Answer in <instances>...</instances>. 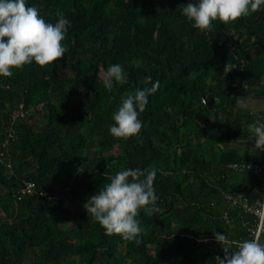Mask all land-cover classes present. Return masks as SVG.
I'll use <instances>...</instances> for the list:
<instances>
[{
  "label": "trees",
  "instance_id": "obj_1",
  "mask_svg": "<svg viewBox=\"0 0 264 264\" xmlns=\"http://www.w3.org/2000/svg\"><path fill=\"white\" fill-rule=\"evenodd\" d=\"M187 2L26 0L47 22L58 11L69 20L68 52L0 76V264H215L224 257L217 243L196 238L247 235L250 216L222 199L236 173L226 166L262 164L264 154L224 144L253 139L247 126L257 116L238 100L264 97V8L202 33L181 14ZM117 63L128 82L106 90L102 74ZM230 64L237 67L227 72ZM145 76L160 86L140 133L111 136L113 111L145 87ZM20 105L24 114L13 120ZM121 168L157 170L160 212L141 210L147 234L139 245L104 235L82 207L107 182L104 173ZM25 180L35 192L17 200Z\"/></svg>",
  "mask_w": 264,
  "mask_h": 264
},
{
  "label": "clouds",
  "instance_id": "obj_2",
  "mask_svg": "<svg viewBox=\"0 0 264 264\" xmlns=\"http://www.w3.org/2000/svg\"><path fill=\"white\" fill-rule=\"evenodd\" d=\"M264 8V0H189L180 6L181 14L200 32H210L213 21L234 23ZM47 22L35 6L26 0H0V76L11 77L13 69H22L33 62L45 67L63 59L68 52L63 41L70 25L63 13ZM103 86L111 90L116 84L128 82L121 64L108 66L102 74ZM145 87L121 98L113 111L109 134L117 139L138 135L143 127L140 115L160 84L151 76L143 79ZM147 85H151L150 87ZM246 83L244 87H246ZM243 107V104L241 105ZM264 116L248 124L256 149L264 150ZM107 182L92 194L82 207L87 215L104 230V235H119L125 241L139 245L147 230L140 226L138 216L143 210L148 216L160 212L154 188L155 168H121L115 174L104 173ZM223 245L224 257H215V264H264V243L259 238L244 239L234 244L225 234L214 232Z\"/></svg>",
  "mask_w": 264,
  "mask_h": 264
},
{
  "label": "built area",
  "instance_id": "obj_3",
  "mask_svg": "<svg viewBox=\"0 0 264 264\" xmlns=\"http://www.w3.org/2000/svg\"><path fill=\"white\" fill-rule=\"evenodd\" d=\"M243 64L244 61H241ZM237 67L236 64H230L227 66L226 71L229 72ZM264 71V67H263ZM24 111L22 110V105H20L19 110H15L12 114V119L17 117H22ZM259 118V117H257ZM264 122V121H262ZM8 131V138H13V130L10 127L6 128ZM264 154V150H261ZM7 169H11V164L6 163ZM227 170L230 172H236L241 174H248L255 178L258 182L262 184V195L259 198H253L246 194H240L236 191H225L222 193V199L226 205L234 210L250 216V219L245 220L243 225L246 231V236L230 237L227 236L228 241L235 242L252 239L258 237L261 243H264V163L255 162H231L227 164ZM35 192V186L32 181L25 180L23 185L19 188L16 194V199L19 200L25 195H29ZM229 214L224 212L223 217L228 219ZM197 242L207 243L209 241H214L217 243L218 248L223 252V245L216 241L215 237L211 238H196ZM224 254V252H223Z\"/></svg>",
  "mask_w": 264,
  "mask_h": 264
},
{
  "label": "crops",
  "instance_id": "obj_4",
  "mask_svg": "<svg viewBox=\"0 0 264 264\" xmlns=\"http://www.w3.org/2000/svg\"><path fill=\"white\" fill-rule=\"evenodd\" d=\"M250 98V97H248ZM247 100V101H245ZM239 106L243 104V108H245L249 113L257 116L262 117L264 116V97L262 98H250V99H241L238 100ZM242 107V106H241ZM251 141V142H249ZM236 140V141H229L224 145H228L230 143L234 148L237 150H244L243 153H255L261 152V149H256L254 147V140ZM233 142H237L236 145H233ZM249 143V144H247ZM230 185L232 191H236L240 194H246L253 198H259L262 195V184L255 180L254 177L248 174H241V173H232L230 174ZM236 187V189H234ZM264 238V237H263Z\"/></svg>",
  "mask_w": 264,
  "mask_h": 264
},
{
  "label": "rangeland",
  "instance_id": "obj_5",
  "mask_svg": "<svg viewBox=\"0 0 264 264\" xmlns=\"http://www.w3.org/2000/svg\"><path fill=\"white\" fill-rule=\"evenodd\" d=\"M242 100L243 99H245L244 97L243 98H241ZM246 99H250V98H246ZM245 101H247V100H245ZM219 116H221L220 114H219ZM249 142H251V141H249ZM237 144V142H233V145H236ZM247 144H249V143H247ZM227 146H229V147H233L230 143H228V145ZM240 152H244V150H239ZM234 189H236V187H234ZM69 201H66V204L68 203ZM65 226H73V223L72 222H70L68 225H65Z\"/></svg>",
  "mask_w": 264,
  "mask_h": 264
},
{
  "label": "water",
  "instance_id": "obj_6",
  "mask_svg": "<svg viewBox=\"0 0 264 264\" xmlns=\"http://www.w3.org/2000/svg\"><path fill=\"white\" fill-rule=\"evenodd\" d=\"M206 104L209 109H212L215 106V99L208 100Z\"/></svg>",
  "mask_w": 264,
  "mask_h": 264
}]
</instances>
